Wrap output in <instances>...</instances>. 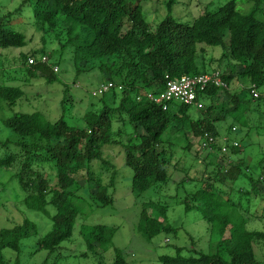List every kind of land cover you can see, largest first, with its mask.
<instances>
[{"label":"trees","instance_id":"1","mask_svg":"<svg viewBox=\"0 0 264 264\" xmlns=\"http://www.w3.org/2000/svg\"><path fill=\"white\" fill-rule=\"evenodd\" d=\"M141 2L23 0L14 13L0 14L1 48H23L27 44L26 35L8 28V21L30 3L34 20L31 26L43 38L51 35L60 42L59 58L66 51L71 52L70 64L76 76L97 72L101 83L113 84L99 95L93 104L97 107L87 111L79 125L81 120L73 122L67 117L69 86H63L61 116L50 121L40 112L9 113L23 93L20 87L4 85L0 76V132L6 133L4 140L0 139V170L12 172V179L24 194L23 206L51 222L49 231L38 239L34 252L29 254L33 256L40 250L49 255L59 253L61 244L72 238L79 215L74 205L80 198L74 190L78 181L86 180L88 195L97 207L113 203L109 190L116 185V173L114 165L105 158V151L120 146L125 166L132 170L133 193L167 188L171 181L176 190L187 183L198 185L181 197L175 195L174 204L183 206L186 213H198L207 223L213 252L192 249L185 256V249L177 247L175 255L160 256V264H261L254 249L261 242L264 245V232L249 231L247 224L264 216L247 212L252 199L264 202V153L254 165L243 158L237 124L246 134L252 129L264 131V126L251 117L259 111L256 113L261 119L264 113V98L252 97V86L257 90L264 86L263 0H249L252 6L246 13L229 1L216 10L206 9L190 24L169 14L155 28H149ZM174 3L175 0L166 2L169 11ZM198 45L222 49L219 60H226L227 68L220 77L226 86L209 84L196 88L193 105L168 102L164 110L152 104L147 95L162 93L166 76L179 78L213 71L207 70L208 63L216 59L206 61L199 55ZM43 56L48 58L47 63L41 62ZM29 57L34 59L33 65L28 64ZM18 59L30 80L39 78L48 84L59 81V68L56 72L52 68L58 66L53 62V52L42 49L30 55L21 54ZM190 107L199 111L197 118L188 114ZM229 117L230 125L225 122ZM115 123L123 125L124 131L126 125L131 129L125 133L126 142L116 139L121 137L122 130H114ZM220 123L227 126L225 130ZM173 137L182 138L184 145L175 143ZM174 148L191 151L194 165L199 168L192 172L184 158L173 161ZM97 163L99 169L94 173ZM46 165L54 171L52 186L44 176ZM168 169L178 178L172 180ZM239 181L245 184H237ZM234 197L239 198L237 203ZM243 201L248 205L246 209L240 207ZM167 205L147 202L142 206L137 231L146 240L161 232L176 234L179 230L168 221ZM48 206H52L54 214ZM77 229V242L83 243L85 250L70 251L65 258L91 255L97 264H104V252L116 229L85 225L82 221ZM38 234V226L27 218L13 227L0 229V264H6L3 250L20 253L22 240ZM13 264L21 263L16 258ZM111 264L129 263L124 252L115 249Z\"/></svg>","mask_w":264,"mask_h":264},{"label":"rangeland","instance_id":"2","mask_svg":"<svg viewBox=\"0 0 264 264\" xmlns=\"http://www.w3.org/2000/svg\"><path fill=\"white\" fill-rule=\"evenodd\" d=\"M22 1L0 0V14L4 15L7 12L14 13V10L20 6ZM166 1L167 0H142L140 3L149 28H155V26L169 14L179 22L190 24L206 9L216 10L219 6L229 1H234L239 10H241V7L244 8V10L241 11L245 13L248 12L252 6V2H249V0H176L171 11H169L165 3ZM14 15L16 17L13 16V18L10 19L11 21H8V23H10L8 28L21 33L23 32L26 35L27 44L23 48L0 47V76H3L4 85L20 87L23 93V96L16 102L10 112H8L11 114L16 112H40L48 120L55 121L62 114L61 100L63 96V86L67 85L70 87L71 91V96L69 94V100L67 101L68 105L66 106V109L68 107L67 117L73 122L78 119L81 120L87 111L97 107V105L93 107V104L100 98L95 91V88L101 83L98 78L99 74L97 72H87L79 76L75 75L70 64L71 52L66 51L64 55L59 58L58 50L60 42L51 35L43 38L42 34L31 26L34 20L30 3L22 6L20 11ZM257 17H262L260 11ZM58 27L60 28V26ZM201 48L203 52L200 51ZM42 49H44L46 53L52 54L53 52V62L58 63L59 73L57 74V79L59 81L56 83L48 84L43 79L39 78L30 80L25 70L21 67V61L18 59L21 54L30 55ZM198 52L199 55L205 57L206 61H208L209 58L216 59L212 64L208 63L209 67L207 70H216L218 72L220 70L223 72L226 70V60H219L223 52L220 47L198 45ZM60 81H62L63 84H61ZM244 83L247 87H250L248 81ZM234 84L235 83L230 86L231 89L234 87ZM240 85L242 86L243 84ZM259 91L263 92L264 86H262ZM262 108L264 111V105ZM256 112L259 113V111ZM256 112H253V115L251 114L253 121L258 120L259 124L264 126V113L262 118L259 119ZM188 114L193 118H197L199 116V111L194 107H190ZM225 122L230 125L232 120L229 117ZM79 125H82V120L79 122ZM122 126L123 125L120 126L119 123H115L114 130H122L121 137H116V139L124 142L126 140L125 133H130L131 129L126 125L124 131ZM219 126H222V130H225L227 127L224 128V123H220ZM237 126H239L238 135L242 141L241 146H243L241 150L244 148L245 157L242 156L248 160L251 165H254L257 160L262 157V153H264V131L260 132V130L255 131L252 129L249 134H246L243 127L238 124ZM242 133L246 135H242ZM5 136V132H0V139L3 138L4 140ZM173 140L179 145H184L182 138L173 137ZM115 147L116 148L111 151H105V158L114 165L116 173V185L113 189L109 190L113 196V203L105 207H97L88 195L89 185L86 184V180L78 181L74 190H76V195L80 196V198L74 201V205L79 209V215L76 219L74 234L69 241L61 244L62 248L59 253L54 252L51 255L45 250H40L33 256H30V254L34 252L38 239L49 231L51 222L43 214L28 210L23 206L22 200L24 194L19 190L16 180L12 179V172L0 170V229L13 227L14 225L20 224L26 218L34 222L39 228V234L37 236H30L22 240V250L20 253H15L9 249L3 250L2 253L6 264H13L16 258H18L21 264H44V261H46V264H97V261H95L91 255L86 257L65 258L66 254L71 252L75 253L76 249L77 251L83 252L85 250L84 244H78L77 242L79 241L77 226L81 221L85 225L100 224L116 229L110 247L104 252V264H111L115 249L124 252L129 264H160L159 257L162 255H175L177 247H183L185 249L182 252L185 256L190 255V250L192 249L206 254L213 252V248L210 245L211 240L209 234H207V223L202 220L198 213H186L183 206L176 203L174 204L175 195L181 197L185 192L194 191L198 186L197 183H195V185L187 183L182 188H179V190H176L173 184L174 182L171 181V183L167 185V188L164 186L162 188L150 189L142 194L133 193L131 191L132 170L125 166L124 155L120 146ZM106 150H109V147H107ZM173 150L175 151L173 161L178 160L177 158H184L185 163L188 162V165H191L192 172L199 168L196 163L194 165L191 151H185L179 148H174ZM98 164L99 163L93 166L94 173L99 169ZM168 170L172 175V180L178 178V174H172L171 169ZM44 172V176L48 180L49 185H54V171L46 165ZM109 172H111V170ZM109 176L110 173H107L106 177L109 178ZM237 184L243 185L245 183L244 181H239ZM233 200L237 203L239 198L234 197ZM147 202L159 203L160 205L164 203L168 204V221L173 227L179 229L176 234L161 232L148 241L137 231L141 208ZM240 207L246 209L248 205L243 201ZM47 208L51 215L54 214L52 206H48ZM247 214L264 216V202H261L257 198L252 199ZM247 230L264 232V218L250 221L247 224ZM259 244L260 245H256L254 249L255 258L259 263L264 264V245L262 242Z\"/></svg>","mask_w":264,"mask_h":264},{"label":"built area","instance_id":"3","mask_svg":"<svg viewBox=\"0 0 264 264\" xmlns=\"http://www.w3.org/2000/svg\"><path fill=\"white\" fill-rule=\"evenodd\" d=\"M42 63H47L48 58L43 56L41 58ZM29 64L34 63L33 58H29ZM53 70L58 71L57 67H54ZM165 88L159 95L148 94L147 97L152 104H156L161 106L164 110L166 109V103L168 102H179L186 105L195 104V89L196 88H204L209 84H214L217 86H225L220 80V76L218 72L210 73V74H200L194 76H182L179 78H170L166 76ZM113 86L112 83H107L101 85L97 92L99 94L103 92H107ZM254 97H258V93L253 92ZM264 96V94H263ZM139 100V98H138ZM201 107V104H198V108Z\"/></svg>","mask_w":264,"mask_h":264},{"label":"clouds","instance_id":"4","mask_svg":"<svg viewBox=\"0 0 264 264\" xmlns=\"http://www.w3.org/2000/svg\"><path fill=\"white\" fill-rule=\"evenodd\" d=\"M168 1V0H167ZM166 1V2H167ZM165 2V3H166ZM175 2H176V0H175ZM175 4V3H174ZM173 4V5H174ZM224 5V4H223ZM173 7V6H172ZM220 7V6H219ZM241 10H244V8H242L241 7ZM145 18V17H144ZM147 22V21H146ZM29 58H32V57H29ZM29 58H28V60H29ZM29 64V63H28ZM29 65H33V64H29ZM54 67H57V69L59 68L58 66H56V65H53V67L52 68H54ZM214 72H218V71H216V70H214V71H211V72H209V73H205V74H210V73H214ZM219 76H222V74H223V72L220 70L219 72ZM188 76V75H187ZM220 80H221V77H220ZM222 81V80H221ZM103 84H107V83H100L95 89L97 90L101 85H103ZM224 84V83H223ZM244 84V83H243ZM226 86V85H225ZM117 90L118 91H120V87H117ZM253 92H256V93H258V97H254V95H253ZM98 93V92H97ZM263 94H264V91L263 92H260L259 91V89L257 90V89H255L254 88V86H252V97L254 98V99H258V98H261V97H263L264 98V96H263ZM98 95H100L99 93H98ZM166 241H168V240H166Z\"/></svg>","mask_w":264,"mask_h":264}]
</instances>
